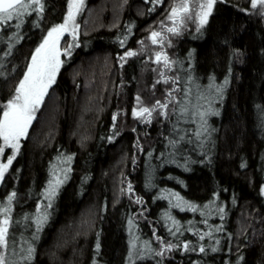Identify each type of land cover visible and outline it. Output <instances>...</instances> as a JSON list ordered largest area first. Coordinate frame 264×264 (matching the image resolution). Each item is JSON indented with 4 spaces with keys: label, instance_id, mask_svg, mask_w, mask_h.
Here are the masks:
<instances>
[{
    "label": "trees",
    "instance_id": "16d2710c",
    "mask_svg": "<svg viewBox=\"0 0 264 264\" xmlns=\"http://www.w3.org/2000/svg\"><path fill=\"white\" fill-rule=\"evenodd\" d=\"M42 2V14L0 25V118L35 49L67 15L69 0ZM170 2L86 0L78 20L88 29L3 179L0 200L16 193L6 264H264V9L218 1L196 38L171 44L169 69L146 37ZM201 97L209 121L199 142L189 127L201 124ZM157 101L168 107L150 123L134 115ZM54 170L63 183L38 210ZM177 196L184 208L172 209ZM169 211L183 224L165 220ZM133 229L140 254L130 262Z\"/></svg>",
    "mask_w": 264,
    "mask_h": 264
},
{
    "label": "snow or ice",
    "instance_id": "6c2138e0",
    "mask_svg": "<svg viewBox=\"0 0 264 264\" xmlns=\"http://www.w3.org/2000/svg\"><path fill=\"white\" fill-rule=\"evenodd\" d=\"M156 3H162V0H155ZM223 2V0H221ZM217 0H195L194 6L192 0H177L169 10L168 20L172 22L171 27H167L166 31L172 35H180L181 28L186 27V23L189 20L194 21L198 18L199 26L202 27L207 23L208 17L211 15L213 8ZM251 7L257 8L258 5L264 6V0H250ZM84 8V0H69L67 16L63 23L55 25L48 31L43 42L35 49L34 55L31 57V63L27 68V71L22 80L19 81L18 87L15 89V94L11 97L6 104L3 105V114L0 118V140L3 141V145L0 146V156H3L5 148H11L14 150L13 154L7 158L6 163H0V181L4 179L5 173L8 168L12 165L15 159V154L19 152L20 140L22 137H26L27 130L31 125V122L35 118V112L43 102V98L47 95L48 89L55 83L56 75L63 63L60 59L61 55H70L71 46L66 47L63 52L60 49V40L65 33L72 36L73 40L76 39V33L79 25L76 23V17ZM44 11V4L42 0H0V25H7L13 20H19L23 23V17L25 15H31L32 12L42 14ZM20 23L15 25L16 28L20 27ZM163 28V25H162ZM199 31V27L197 28ZM16 39H19V34L17 33ZM152 44H160L163 47V41L167 39L166 36L162 35L161 32L153 31L149 37ZM123 43V41H121ZM171 42L169 41V44ZM143 44V41H141ZM11 49H9V52ZM136 53L129 51L128 56H133ZM123 59V57H121ZM163 61L165 68H171L172 61L166 53L157 52L155 57V62L160 64ZM161 76L164 75L163 72L160 73ZM159 82V81H158ZM164 83H168L169 80L165 79ZM177 81L174 79L173 83ZM227 84V80L225 81ZM173 91H180L174 88ZM191 92V89L188 90ZM168 97L169 102L174 100L173 93L169 92ZM203 99V97H201ZM139 101V97H137ZM176 103H181V101H175ZM168 103L156 102V106L152 109L147 107H142L139 111L134 112L136 117H146L145 122H151L152 112L159 108L161 110H166ZM181 114L184 115L188 112V106L185 105L181 108ZM163 114L167 116V112L164 111ZM196 115L200 117L201 128L206 130L205 125L207 121L204 117L209 114L206 112H200L196 109ZM200 133H197L199 135ZM173 143H175L173 141ZM71 156L65 158L64 162H70ZM70 169H66L65 172ZM54 180L49 183L48 189L46 190V199L49 200L47 207L52 206L51 199L56 195L57 188L63 181L53 172ZM67 176L65 175L64 179ZM131 188V185H129ZM16 193H11L7 197V205H0V215L3 216L0 219V264H6L7 257L6 253L9 247L8 244V232L10 224V213L11 205L13 203ZM179 199V198H178ZM193 211L196 210L194 205H188ZM221 211H223L221 209ZM48 217L47 214L38 215L35 219L36 230L39 232L42 226L46 223ZM219 230V229H218ZM203 239V237H201ZM171 247V245H169ZM187 245H184L185 250H187ZM135 248V244H133ZM201 252L204 251L203 248L200 249ZM33 249L29 247L27 249V259H31ZM157 255H162V253H157ZM132 257L129 256L131 261Z\"/></svg>",
    "mask_w": 264,
    "mask_h": 264
},
{
    "label": "rangeland",
    "instance_id": "374dc122",
    "mask_svg": "<svg viewBox=\"0 0 264 264\" xmlns=\"http://www.w3.org/2000/svg\"><path fill=\"white\" fill-rule=\"evenodd\" d=\"M171 2L169 3V6L167 7V9H166V11H165V14H164V18H163V20L161 19V21H160V28L158 29V30H149V33H148V35H147V41L149 42V43H152L151 42V40H150V36H151V33L153 32V31H158V32H161L162 33V35H164V36H166L167 37V39L166 40H164L163 41V44H164V47H159V49L157 50V52H163V53H166L167 54V52H171V44L174 42V41H176V40H178V39H180L183 35H186V34H188V33H193V36L192 37H195L196 38V36L197 35H199L200 34V32L202 31V29L207 25V23H208V21H209V19H210V16L212 15V13H213V11H214V8H215V6H214V8H213V11H212V13H211V15L208 17V20H207V23L205 24V25H203L202 27H200L199 26V20H198V18L197 19H195L194 21H192V20H189V21H187V23H186V27H183V28H181V33H180V35H172L171 33H168L167 31H166V29H167V27H171L172 26V22L170 21V20H168V15H169V10H170V8L175 4V3H177V0H170ZM218 1H220V0H217V2ZM200 2H204V0H200ZM192 3H193V6H194V3H195V0H192ZM103 4V3H102ZM85 5H86V0H84V8H85ZM216 5V4H215ZM83 8V9H84ZM83 9L81 10V12L80 13H83ZM256 10H263L264 9V6H260V5H258L257 6V8H255ZM95 11V10H94ZM80 13L77 15V17H76V23L79 25V28H78V30H77V33H76V39L75 40H73V38H72V36L70 35V34H68V33H65L64 34V36L62 37V39L60 40V49H61V51L63 52V50L66 48V47H68V46H71V48H70V52L73 50V48H74V44H75V42H76V40L79 38V36L80 35H82L83 33H81L82 32V30L84 29V33L86 32V28L88 29V27H86V28H83V21H79L78 20V17H79V15H80ZM92 16L93 15V11L91 10V11H89V16ZM67 16V15H66ZM66 18V17H65ZM89 20H90V18H89ZM89 20H88V22H89ZM162 25H163V28H162ZM199 27V31H197V28ZM50 31V30H49ZM48 33V32H47ZM47 35V34H46ZM46 37V36H45ZM44 37V38H45ZM169 41L171 42L170 44H169ZM43 42V41H42ZM41 42V43H42ZM155 45H159V43L158 44H155ZM39 47V46H38ZM156 52V53H157ZM34 53H35V51H34ZM34 53H33V55H34ZM71 54V53H70ZM168 55V54H167ZM71 55H61V57H60V59L63 61L64 60V58L66 57H70ZM170 56L171 57H173L172 56V54H170ZM170 60V59H169ZM171 61V60H170ZM30 63H31V61H30ZM63 64V63H62ZM173 64H175V62L173 63ZM30 65V64H29ZM160 65H163V61H161V63H160ZM62 66V65H61ZM61 68V67H60ZM60 70V69H59ZM27 71V70H26ZM26 71H25V73H26ZM59 72V71H58ZM25 73H24V75H25ZM24 75H23V77H24ZM57 75H58V73H57ZM57 75H56V77H57ZM23 77L20 79V80H22L23 79ZM18 84H19V82L17 83V85H16V87H15V89L18 87ZM53 85V84H52ZM51 88V87H50ZM50 88L48 89V92H47V94L49 93V90H50ZM211 88V87H210ZM191 89H193L192 90V92H194V91H197L198 90V86L197 85H194L193 87H191ZM209 92H211V89L210 90H208ZM208 91H206L207 92V95H208ZM46 96L47 95H45V97L43 98V102H42V104L44 103V100H45V98H46ZM204 103V100L203 99H196V101L193 103V105H194V109H201V107H202V105H200V104H203ZM42 104L39 106V108L37 109V111L35 112V115H36V113L40 110V108H41V106H42ZM200 105V106H199ZM198 107V108H197ZM3 111H4V109H3ZM190 114H192L191 113V110H190ZM189 114V115H190ZM204 119L208 122L209 121V118H208V114L204 117ZM33 122V121H32ZM32 122H31V125H32ZM197 124H199V123H197ZM195 125V127H189V132H193V134H194V130L196 129L198 132L197 133H200L199 135H197V133H196V139L200 142V140H204V141H207V139H208V130H207V128H206V130H201L202 128H201V124H199V125ZM207 124V123H206ZM31 125H30V127L28 128V130H27V134H28V132H29V130H30V128H31ZM199 127V128H198ZM27 136V135H26ZM23 139H25V137H22L21 138V140H20V147H21V144H22V141H23ZM2 145H3V141H2ZM20 150V149H19ZM13 152H14V150L13 149H11V148H5V150H4V154H3V156H0V163H6V161H7V158L10 156V155H12L13 154ZM17 154L18 153H16L15 154V157L17 156ZM171 155H173V156H171L174 160H177V157H178V149L176 150V154H175V152H173ZM10 168V167H9ZM9 168H8V170H9ZM8 172V171H7ZM7 172L5 173V175L7 174ZM56 172V171H55ZM53 175V174H52ZM59 177V176H58ZM4 178H5V176H4ZM60 178V177H59ZM61 179V178H60ZM54 179H53V177H52V179H51V181L50 182H52ZM2 184H3V180L2 181H0V189H1V186H2ZM61 185V184H60ZM60 185H59V187H60ZM58 187V188H59ZM57 188V189H58ZM48 189V188H47ZM262 193L264 194V186L262 187ZM179 198V199H178ZM49 200L47 199V203L46 204H41V205H39L38 206V210H45V211H48L49 209H48V207H47V204L49 203L48 202ZM173 205H171V208L172 209H176V207H175V205L180 209V208H182L183 206H182V201L180 200V197H176L175 198V202H174V200H173ZM0 205H7V198L6 199H1L0 200ZM184 208V207H183ZM13 210H12V205H11V213H10V224H9V232H8V237L10 236V234H11V229H12V222H13V212H12ZM3 218V216L2 215H0V219H2ZM164 219L165 220H167V221H169V223H171V224H174L175 226H176V228H177V225H181V224H183L182 222V220H179V219H177L172 213H171V211H169V213H165L164 214ZM179 228V227H178ZM180 228H182V226L180 227ZM136 231H138V229H133V231H131V233H132V235H131V238H132V245H131V251H132V254H131V257H132V259H131V261L130 262H132L133 260H134V258H136L139 254H140V251L139 250H136V249H138V247H139V245H138V237H137V234H136ZM133 244H135V248H133ZM185 245V244H184ZM142 252H147L146 251V248H145V246H142L141 247V249H140ZM145 253L143 254V255H145Z\"/></svg>",
    "mask_w": 264,
    "mask_h": 264
}]
</instances>
